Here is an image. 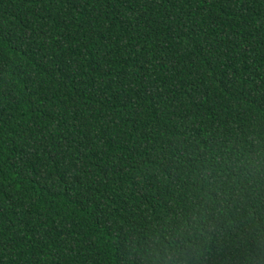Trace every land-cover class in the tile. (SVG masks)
<instances>
[{"label": "trees", "instance_id": "trees-1", "mask_svg": "<svg viewBox=\"0 0 264 264\" xmlns=\"http://www.w3.org/2000/svg\"><path fill=\"white\" fill-rule=\"evenodd\" d=\"M0 264H264V0H0Z\"/></svg>", "mask_w": 264, "mask_h": 264}]
</instances>
